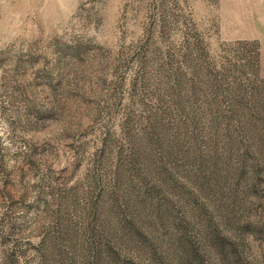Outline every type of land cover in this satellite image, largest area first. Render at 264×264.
Returning a JSON list of instances; mask_svg holds the SVG:
<instances>
[{"label":"rangeland","instance_id":"obj_1","mask_svg":"<svg viewBox=\"0 0 264 264\" xmlns=\"http://www.w3.org/2000/svg\"><path fill=\"white\" fill-rule=\"evenodd\" d=\"M0 264H264V0H0Z\"/></svg>","mask_w":264,"mask_h":264}]
</instances>
